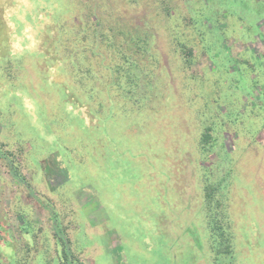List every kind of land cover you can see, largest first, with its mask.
<instances>
[{"label": "rangeland", "instance_id": "rangeland-1", "mask_svg": "<svg viewBox=\"0 0 264 264\" xmlns=\"http://www.w3.org/2000/svg\"><path fill=\"white\" fill-rule=\"evenodd\" d=\"M0 13V264H58L55 228L81 264H213L224 184L231 264H264V0Z\"/></svg>", "mask_w": 264, "mask_h": 264}, {"label": "trees", "instance_id": "trees-1", "mask_svg": "<svg viewBox=\"0 0 264 264\" xmlns=\"http://www.w3.org/2000/svg\"><path fill=\"white\" fill-rule=\"evenodd\" d=\"M246 7V6H245ZM250 10V8H245ZM230 16L231 13H229ZM4 17L0 13V37H4L7 43L11 40V34L9 33V27L7 22L4 21ZM2 40V39H1ZM0 40V41H1ZM5 42V43H6ZM144 49V48H143ZM4 51L2 52V45L0 42V55H3ZM185 54H189L188 51H185ZM5 57V56H4ZM131 82V80H130ZM136 83V82H135ZM211 128H207L206 134L201 139V146L203 150L207 149V146L210 145V136L209 132ZM213 141V140H211ZM212 145V144H211ZM210 145V146H211ZM0 156L1 151H0ZM11 176L14 180L18 183L25 184L24 179L21 175H19L15 168H10ZM208 174H205V181H208ZM227 185H219L214 187L213 185L206 186L208 189L207 197V212L209 214L208 219V229L210 232V239H211V249L215 253V258L213 259V264H231L234 260L233 248L231 246V240L229 235V219L227 218L226 211H224L225 205H223V201L220 199V191L225 189ZM215 194L219 196V199L215 198ZM28 228V227H27ZM56 234L55 237H58L60 240L59 244V257H58V264H81L79 259L74 255L71 250V243L70 240L66 237L65 233L55 228ZM2 238L1 229H0V240Z\"/></svg>", "mask_w": 264, "mask_h": 264}]
</instances>
